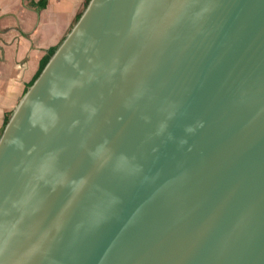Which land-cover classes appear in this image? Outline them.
I'll return each instance as SVG.
<instances>
[{"label": "water", "instance_id": "water-1", "mask_svg": "<svg viewBox=\"0 0 264 264\" xmlns=\"http://www.w3.org/2000/svg\"><path fill=\"white\" fill-rule=\"evenodd\" d=\"M0 264H264V0H89L0 134Z\"/></svg>", "mask_w": 264, "mask_h": 264}, {"label": "crops", "instance_id": "crops-1", "mask_svg": "<svg viewBox=\"0 0 264 264\" xmlns=\"http://www.w3.org/2000/svg\"><path fill=\"white\" fill-rule=\"evenodd\" d=\"M87 0H0V133L34 80L42 58L57 46Z\"/></svg>", "mask_w": 264, "mask_h": 264}, {"label": "trees", "instance_id": "trees-1", "mask_svg": "<svg viewBox=\"0 0 264 264\" xmlns=\"http://www.w3.org/2000/svg\"><path fill=\"white\" fill-rule=\"evenodd\" d=\"M88 2H89V0L86 1L85 6L87 5ZM46 4H47V0H40V2H39V6H40V7H45ZM85 6H84V8H85ZM81 13H82V12H81ZM81 13L78 15V17L76 18V20L79 18V16L81 15ZM56 48H57V46H52V47H50L49 50H48V52H47V53L45 54V56L42 58V60H41V62H40L39 70H38V72H37L35 78L39 75V73L41 72V70L43 69V67L46 65L47 61L49 60L50 56L54 53V51H55ZM35 78H34V80H35ZM34 80H33V81H34ZM33 81H32V82H33ZM32 82H31V83H32ZM31 83H30V84H31ZM30 84H29V85H30ZM9 114H10V113H8V114L6 115L4 126H5L6 122L8 121ZM3 128H4V127H3ZM2 130H3V129H2ZM1 132H2V131H1ZM0 134H1V133H0Z\"/></svg>", "mask_w": 264, "mask_h": 264}]
</instances>
